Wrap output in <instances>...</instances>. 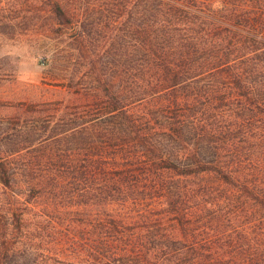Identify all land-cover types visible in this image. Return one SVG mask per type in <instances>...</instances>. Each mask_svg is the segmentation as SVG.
I'll return each instance as SVG.
<instances>
[{"label":"trees","instance_id":"obj_1","mask_svg":"<svg viewBox=\"0 0 264 264\" xmlns=\"http://www.w3.org/2000/svg\"><path fill=\"white\" fill-rule=\"evenodd\" d=\"M5 41L55 78L0 114V264H264V0H0Z\"/></svg>","mask_w":264,"mask_h":264},{"label":"rangeland","instance_id":"obj_2","mask_svg":"<svg viewBox=\"0 0 264 264\" xmlns=\"http://www.w3.org/2000/svg\"><path fill=\"white\" fill-rule=\"evenodd\" d=\"M33 44L0 42V114L12 115L21 102L43 98L46 96L43 88L55 78L54 65L50 57L46 58L44 45ZM60 231L55 225L48 226L46 230L50 237H54L55 233L58 236Z\"/></svg>","mask_w":264,"mask_h":264}]
</instances>
